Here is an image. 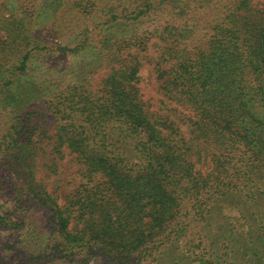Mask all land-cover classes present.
<instances>
[{
  "label": "trees",
  "instance_id": "16d2710c",
  "mask_svg": "<svg viewBox=\"0 0 264 264\" xmlns=\"http://www.w3.org/2000/svg\"><path fill=\"white\" fill-rule=\"evenodd\" d=\"M2 4L0 264H264V0Z\"/></svg>",
  "mask_w": 264,
  "mask_h": 264
},
{
  "label": "rangeland",
  "instance_id": "374dc122",
  "mask_svg": "<svg viewBox=\"0 0 264 264\" xmlns=\"http://www.w3.org/2000/svg\"><path fill=\"white\" fill-rule=\"evenodd\" d=\"M253 6L256 8H261L262 3L254 1ZM8 10L3 6L2 0H0V16L7 17ZM53 38V39H52ZM58 40L55 39V36L48 38V42L50 45L54 44ZM94 68H97L96 66ZM104 69L98 68V70L93 73L92 76V83L97 84L99 82V79L103 76ZM138 86L140 87L141 92L144 95V99L148 101V104L151 105L153 109H156L159 111V113L166 112V106L169 108H172L173 105L169 102H163L161 101L162 96L159 89V82L156 78V73L152 70V64L144 62V64L140 67L139 71V82ZM42 120L45 121V124H47V128L49 132L53 131V123L52 119L49 118H42ZM84 172H85V166L80 163L78 160L74 158L73 154H70L68 150H64V155L61 159H59L58 162V169L57 174L51 175L49 178H45L46 182L48 183V188L51 190L56 191V193L59 195V200L63 201L64 197L69 194L70 192L74 191V189L82 182L86 180L84 178ZM105 181V178L101 175H98L95 177V182L102 183ZM1 195V193H0ZM3 199H0V204L2 203ZM7 211V207L3 206L0 209V212ZM225 212L230 215L232 218H237V215L239 213L238 207L234 206L233 204H230L229 207L225 209ZM15 218V216H14ZM5 228L7 227H0V243L2 242H8V232H6ZM22 235L26 232L24 230L21 231ZM22 238V236H21ZM12 239H14V236L12 235ZM17 241V239H16ZM13 249L7 250L2 249V255L4 258H7L8 255H11ZM62 261L59 262H53L50 264H62Z\"/></svg>",
  "mask_w": 264,
  "mask_h": 264
}]
</instances>
